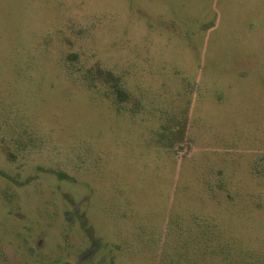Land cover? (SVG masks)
<instances>
[{
	"label": "rangeland",
	"instance_id": "374dc122",
	"mask_svg": "<svg viewBox=\"0 0 264 264\" xmlns=\"http://www.w3.org/2000/svg\"><path fill=\"white\" fill-rule=\"evenodd\" d=\"M73 52L132 100L69 81ZM6 120L37 139L14 160ZM257 161L264 0H0V264H157L172 213L212 215L264 260Z\"/></svg>",
	"mask_w": 264,
	"mask_h": 264
},
{
	"label": "trees",
	"instance_id": "16d2710c",
	"mask_svg": "<svg viewBox=\"0 0 264 264\" xmlns=\"http://www.w3.org/2000/svg\"><path fill=\"white\" fill-rule=\"evenodd\" d=\"M60 65L69 81L96 91L105 88L104 91L114 97L118 106L122 107L126 102L132 100L120 75L99 64L86 67L85 63L81 62L78 53L68 54L62 59ZM104 91L103 93H105ZM6 121L8 122V120ZM12 122L9 120L7 126L1 125V127H6L10 131V135H14L12 139L17 151L8 156L14 160L19 152L34 147L37 139L34 137L32 129H30L31 131H27V129L17 131L16 124ZM175 129V126L167 125L165 127L167 132L163 134L169 141L168 147L180 151L181 148L178 147L180 146L178 144L184 138L182 136L184 126H180L178 128L180 132L176 134H174ZM175 142L177 143L175 144ZM253 169L256 170L258 176H264L263 168L258 161L253 164ZM206 172L202 175L204 191L210 200L217 203L222 194L224 170L221 169L215 174L214 168L211 167ZM58 175L65 177L63 173H58ZM217 205L219 206L218 203ZM193 215L172 213L167 217L164 232L160 238L163 248L159 253L157 264H264L261 256L243 253L236 240L226 235L220 221L212 215Z\"/></svg>",
	"mask_w": 264,
	"mask_h": 264
}]
</instances>
